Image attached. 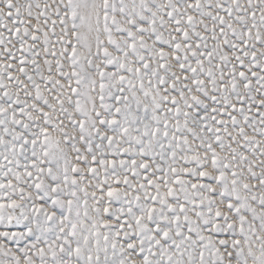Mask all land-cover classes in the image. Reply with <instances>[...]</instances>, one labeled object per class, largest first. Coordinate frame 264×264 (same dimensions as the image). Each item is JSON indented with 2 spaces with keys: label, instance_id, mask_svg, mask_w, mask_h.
I'll list each match as a JSON object with an SVG mask.
<instances>
[{
  "label": "snow or ice",
  "instance_id": "obj_1",
  "mask_svg": "<svg viewBox=\"0 0 264 264\" xmlns=\"http://www.w3.org/2000/svg\"><path fill=\"white\" fill-rule=\"evenodd\" d=\"M0 264H264V0H0Z\"/></svg>",
  "mask_w": 264,
  "mask_h": 264
}]
</instances>
